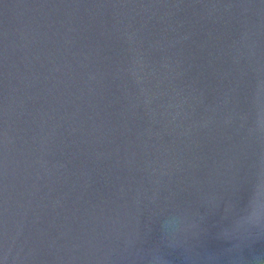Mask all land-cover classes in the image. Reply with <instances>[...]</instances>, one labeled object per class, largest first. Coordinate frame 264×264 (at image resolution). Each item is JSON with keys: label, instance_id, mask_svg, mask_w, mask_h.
<instances>
[{"label": "water", "instance_id": "1", "mask_svg": "<svg viewBox=\"0 0 264 264\" xmlns=\"http://www.w3.org/2000/svg\"><path fill=\"white\" fill-rule=\"evenodd\" d=\"M0 264H264V0H0Z\"/></svg>", "mask_w": 264, "mask_h": 264}]
</instances>
